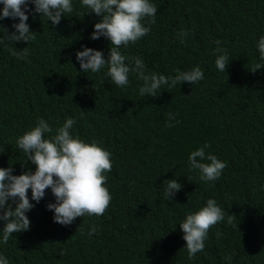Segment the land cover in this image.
Here are the masks:
<instances>
[{"label":"trees","instance_id":"1","mask_svg":"<svg viewBox=\"0 0 264 264\" xmlns=\"http://www.w3.org/2000/svg\"><path fill=\"white\" fill-rule=\"evenodd\" d=\"M149 2L157 8L154 18L142 21L149 33L119 51L141 58L146 73L166 77L199 66L204 78L198 83L170 90L162 85L153 98L139 95L143 81L135 73L124 88L105 76L107 67L84 73L76 53L92 48L107 60L110 41L90 39L101 17L86 13L80 0H73V12L59 25L28 12L36 34L27 44L0 40V168L11 166L13 175L35 171L31 162L22 165L26 156L16 139L39 119L49 123L52 135L66 119L76 120L70 134L95 142L112 162L105 173L112 199L102 216L60 225L47 208L56 202L51 190L36 203L29 189V230L4 244L0 221V255L9 264H264V67L249 71L264 63L257 49L264 0ZM148 19L155 23L149 26ZM18 22L0 21V37ZM182 31L189 33L184 43ZM14 47H27L29 55L18 59L9 52ZM218 47L230 59L226 72L215 66ZM170 112L173 127L166 126ZM205 144L206 154L227 164L209 183L199 180L188 161ZM172 179L182 187L167 201L163 184ZM208 199L216 200L225 220L210 228L204 250L190 260L179 224ZM93 225L97 232L89 235ZM229 255L232 260L224 259Z\"/></svg>","mask_w":264,"mask_h":264},{"label":"clouds","instance_id":"2","mask_svg":"<svg viewBox=\"0 0 264 264\" xmlns=\"http://www.w3.org/2000/svg\"><path fill=\"white\" fill-rule=\"evenodd\" d=\"M0 4L3 5L0 21L6 18L19 19L18 23L12 24L13 32L9 33L3 28L4 35L0 40L25 44L34 40L36 34L30 31L27 23L28 12L46 17L47 22L51 21L52 25H59L62 17L71 14L74 9L73 0H0ZM29 4L34 5V9H30ZM80 6L88 10L86 13L101 17L100 21L94 24L90 39L105 37L110 41L107 60L102 51L92 48L85 47L76 53V60L84 73H98L107 67L105 76L120 88L129 84V73H135L138 79L143 81L139 95L153 98L161 93L162 85H167L170 90L178 84L193 85L204 78L199 66L190 71L176 69L174 77L146 73V65L141 58L121 54V46L135 44L149 33L150 27H146L142 21L145 18H154L157 14V8L149 0H80ZM154 23L155 19H148L149 26ZM178 35L180 42L184 43V38L189 33L182 31ZM215 43L219 45L220 41ZM257 49L260 61L264 62V36L259 39ZM214 51L219 53L215 59L216 68L220 72H226L230 61L226 50L218 47ZM9 52L18 59L29 55L27 47L22 50L10 48ZM262 67L264 63H256L249 71L256 72ZM173 119L175 114L170 112L167 127L174 126L171 123ZM75 124L76 120L68 118L52 135L53 129L49 123L39 119L33 129L16 139L17 147L26 156L22 165L31 162L35 171L13 175L11 166L0 168V221L5 222L2 243L7 244L10 236L15 233L29 230L30 220L26 213L34 207L28 196L29 189L31 200L36 203L44 198L47 189L51 190L56 202L49 203L47 208L53 211L54 222L63 226L72 224L78 217L102 216L107 210L112 197L105 187V173L112 170L111 153L95 142L86 143L79 137L74 138L70 130ZM208 147L210 145L205 144L192 151L188 157L190 170L197 172L199 180L204 183L218 180L227 167L226 162L219 160L215 155L206 154L205 149ZM181 187L176 179L164 181L163 194L166 200L172 199ZM224 220L225 213L214 199H208L206 206L186 215L179 226L186 242L184 248L188 259L195 258L197 253L204 250V242L210 228ZM227 222H233L232 215L227 217ZM96 232L97 227L93 225L88 234L93 235ZM224 259L230 261L233 257L229 255ZM0 264H9V261L0 255Z\"/></svg>","mask_w":264,"mask_h":264}]
</instances>
